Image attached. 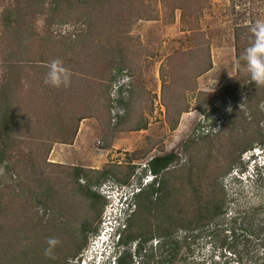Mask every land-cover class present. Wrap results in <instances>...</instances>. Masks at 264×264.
Wrapping results in <instances>:
<instances>
[{
	"label": "rangeland",
	"instance_id": "1",
	"mask_svg": "<svg viewBox=\"0 0 264 264\" xmlns=\"http://www.w3.org/2000/svg\"><path fill=\"white\" fill-rule=\"evenodd\" d=\"M44 1L0 0V104L11 64L20 103L16 143L2 160L0 137V264H78L114 211L99 187L108 192L130 185L147 172L150 159L170 153L176 159L160 174L163 189L153 197L162 202L134 203L115 262L129 250L132 264H264V162L252 173L254 167L243 161L257 149L264 160V84L252 80L245 59L236 61L237 44L240 52L254 44L241 37L237 42L236 28L264 23V0H182L184 9L177 10L172 0H125L111 7L96 0H63L59 7ZM10 4L19 16L15 39L5 35L1 22ZM29 32L35 33L26 43L30 56L38 60L43 52L49 65L59 60L57 76L62 80L67 70V86H41L40 76L45 80L50 67L19 68L26 67L19 62L26 56L18 39ZM124 69L132 82L113 125V72ZM226 83L234 93H224ZM61 91L65 98L55 96ZM217 109L224 112L221 128L204 134L201 127L215 124ZM83 116L95 117L104 130L94 146L108 151L86 152L97 157V170L109 172L98 177L82 166L89 177L77 181L74 169L82 167L71 159L51 160L48 150L70 141ZM140 127L147 131L131 133ZM87 185L99 202L85 194ZM209 201L223 214L196 223ZM131 224L134 233L154 236L123 244Z\"/></svg>",
	"mask_w": 264,
	"mask_h": 264
},
{
	"label": "trees",
	"instance_id": "2",
	"mask_svg": "<svg viewBox=\"0 0 264 264\" xmlns=\"http://www.w3.org/2000/svg\"><path fill=\"white\" fill-rule=\"evenodd\" d=\"M33 3L39 1L38 3H45L44 0H30ZM61 1L63 2V0H50V4L53 7H59L61 5ZM66 2L71 3L72 0H64ZM85 1V3H88L89 0H82ZM122 2L125 3V0H96L97 3H99L100 5L103 6H108L111 7L114 3L117 2ZM124 1V2H123ZM122 3H118V4H122ZM172 3H174L175 9H184V4L182 0H172ZM179 6V7H177ZM16 8L14 5H9L8 7H4V9H2L1 12V22L4 24V27L6 28V33L5 35H10L13 36V38H17V27L15 26V24L18 22V15L15 14ZM88 22V21H87ZM89 23L92 25H94L93 21H89ZM257 23L253 22L251 23L249 26L247 27H243V26H238L236 28V38H237V42H239L240 37L241 38H245L246 42H250V43H255L256 42V34L253 31L255 25ZM91 27V30L95 27ZM97 27V26H96ZM32 32H29V34ZM100 33V31H99ZM252 34V36H251ZM35 35V33L32 35H24L21 37V39H18V42L21 40V44H19V46L21 45L22 51L25 54L26 57H23V60H20L19 62L21 63H25L26 67L21 68L19 67L21 70L23 69H31L33 70L34 68H41V69H45L48 70L49 68V63H47V59L45 58V55L43 52L40 53L38 60L32 58L30 56V49L29 47H26V43L29 41V37H33ZM101 35V33H100ZM94 36V35H92ZM92 44V43H91ZM94 44H92L93 46ZM237 46V51H236V61L237 64H240L242 59H244L241 54L242 52L246 54V51H241ZM96 53V52H95ZM11 60L13 58V54H10ZM105 59H108V56L106 55ZM99 63V61L97 60V64ZM37 66H43V67H37ZM10 74H7V80H11L14 78L13 74L16 72L14 71L15 69V65L11 64L8 67ZM119 70V69H118ZM14 72V73H13ZM95 74L99 75L101 73L96 72ZM41 79V80H40ZM40 84L41 86L44 84V78L40 76ZM97 79H100L99 77H97ZM101 80V79H100ZM233 80V79H231ZM9 82L7 84H5L3 87H1V107H0V137H1V151H5L4 155L1 156V160L6 158V154L7 151H10V146L13 147V145L10 144H14L16 143V141L14 142V135H13V128L15 126V118H16V113L18 115L19 110L18 108L19 106V99L16 95V88L19 87V83L16 82L15 84V88H12V83ZM34 83L32 82V85ZM26 85L28 86L30 91H34V87L31 86V84H29V81H26ZM24 86V84L22 85L20 83V87ZM230 83H226L225 84V89H224V93L225 94H230V93H234V91H231V87ZM65 92L61 91L59 94L55 95L56 97L59 96L61 98H65ZM53 96L54 101H56V97ZM110 98V97H109ZM108 98V99H109ZM237 99H239V95H237L236 97ZM264 100V96L262 97V99L260 101ZM109 105H110V99H109ZM57 106V112H59V110H61V108L59 109L60 105L56 104ZM110 109V108H109ZM260 114V112H259ZM82 118V117H81ZM81 118L79 119V121L81 120ZM26 134V133H25ZM34 134V132L32 133V135ZM76 134V131L74 132V136ZM19 137V135H17ZM50 151V149L48 150V152ZM176 159V155L174 153H170V154H166V155H159V156H155L152 159H150L147 163V167L148 169L155 175L160 176V174L162 172H164L165 170L168 169V167L173 163V161ZM76 171V180L79 181L81 180L83 177H89L87 176L88 174H84V173H88L87 169H83V168H75L74 169ZM89 172L98 175V177H104L105 175L108 174V169L107 167H104L102 170H90ZM82 187V186H81ZM85 194L91 198L92 200L98 201L99 199H102L101 196L99 194H97L96 192H93L90 190L89 186L87 185V187H85ZM163 189V185L161 184V180H160V184L158 187H154V186H150L148 189L142 190L139 194H137L135 196V200L134 202H136L137 200L139 201V204L141 207H152L155 204L159 205L160 202H162L163 198H160L159 195L158 197H156L155 200H153V197L155 195H157L158 193L160 194L161 191ZM162 199V200H161ZM161 200V201H160ZM202 198L200 196H198V200L199 202H201ZM209 200V199H208ZM217 203V202H216ZM216 203H211V201H209V206L207 205L205 208L201 207L198 210V215L195 219L196 223H201L203 221V223L205 222H209L207 221L209 218L213 219L215 216H219L222 213V209L219 205H216ZM206 220V221H204ZM192 226L191 224H187V226ZM195 226V227H199ZM126 227V226H125ZM133 227V224H131V226L129 227L130 230L128 231V233L126 234V237L124 236L122 239V243L126 244L128 241H133V240H137L138 238H144V241L148 242V240H150L154 235L152 232H144L142 233H134L133 231H131ZM127 228V227H126ZM170 230L165 229V233L164 236H170ZM148 235V236H147ZM162 236V235H160ZM144 242V243H146ZM159 242H157L158 244ZM143 242L138 241L137 244L135 245L136 247V251L135 252H141V250L143 249ZM162 245V243H161ZM129 250H126L125 253L123 254V256L120 257V259H118L116 264H132V260H131V255L132 254ZM133 256V254H132Z\"/></svg>",
	"mask_w": 264,
	"mask_h": 264
},
{
	"label": "clouds",
	"instance_id": "3",
	"mask_svg": "<svg viewBox=\"0 0 264 264\" xmlns=\"http://www.w3.org/2000/svg\"><path fill=\"white\" fill-rule=\"evenodd\" d=\"M253 31L256 34V42L246 50L243 57L247 61V70L251 75L253 81L264 84V23L257 22ZM61 62L54 60L50 64L51 71L46 75L45 83L53 86H59L62 82L65 86L69 83V74L67 70L64 72L62 80L57 76V69L60 68ZM238 66V65H237ZM250 156L244 155L243 161H246L247 167H254L251 169L252 173L257 172L258 168H262L264 162L263 151H250ZM261 170V169H260ZM141 192V191H140ZM140 192L135 193L134 196H121L119 201L111 200L114 211L107 221L103 224V230L100 235L96 237L93 246L86 255L82 254L78 264H116L115 254L120 248L121 228L125 225V216L132 211V205L135 203V196ZM50 245L55 244L54 240H49ZM48 254V250L45 251Z\"/></svg>",
	"mask_w": 264,
	"mask_h": 264
},
{
	"label": "built area",
	"instance_id": "4",
	"mask_svg": "<svg viewBox=\"0 0 264 264\" xmlns=\"http://www.w3.org/2000/svg\"><path fill=\"white\" fill-rule=\"evenodd\" d=\"M132 77L128 70L124 69L122 71H114L113 72V81L111 85V92H110V98H111V123L113 125H116V123L119 120V116L122 115L121 111V102L126 100V93L128 92V88H130V84ZM233 103V102H232ZM233 104H231L232 107ZM230 106V103L229 105ZM216 119L215 124L209 129L208 127H201V130L205 132L204 134H211L216 133L218 131V128L220 129L222 125V121H224L222 115H224V112L222 109H217L216 111ZM202 123H205L204 116H202V120H200ZM148 165H145V168H147V172L144 173V175L140 176L139 179L133 180L132 184L125 185L123 187L116 186L115 189L110 190L108 192H111V194L106 191L105 185H101L98 189L100 194H103L106 198H108L110 201L115 200L119 201L121 196H134L135 193L140 192L142 190L148 189L150 186L158 187L160 184V177L158 175L153 174L147 167ZM135 204L132 205V209L134 208Z\"/></svg>",
	"mask_w": 264,
	"mask_h": 264
},
{
	"label": "crops",
	"instance_id": "5",
	"mask_svg": "<svg viewBox=\"0 0 264 264\" xmlns=\"http://www.w3.org/2000/svg\"><path fill=\"white\" fill-rule=\"evenodd\" d=\"M152 77L155 81L156 89H158L160 87V75L156 69L155 72H153ZM75 131L76 134L75 136L73 134L72 138H69L71 139L70 141L65 140L53 144L49 153L50 159H54L58 162L66 160L70 161L71 159L77 163L72 164L74 166L79 165L80 167L83 166L98 169L95 165L97 157H95L93 153L86 151H108V149L97 148L94 146V140L97 135L101 136V134H103V128L95 117L83 116L81 120L77 122ZM146 131L147 129L145 127H140L138 129H133L131 133L139 134Z\"/></svg>",
	"mask_w": 264,
	"mask_h": 264
},
{
	"label": "flooded vegetation",
	"instance_id": "6",
	"mask_svg": "<svg viewBox=\"0 0 264 264\" xmlns=\"http://www.w3.org/2000/svg\"><path fill=\"white\" fill-rule=\"evenodd\" d=\"M41 258V257H40ZM41 260H42V258H41Z\"/></svg>",
	"mask_w": 264,
	"mask_h": 264
}]
</instances>
